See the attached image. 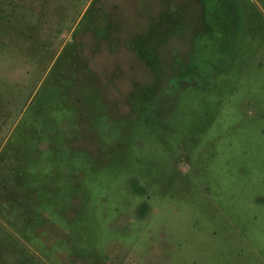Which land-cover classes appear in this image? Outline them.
<instances>
[{"label": "rangeland", "instance_id": "obj_1", "mask_svg": "<svg viewBox=\"0 0 264 264\" xmlns=\"http://www.w3.org/2000/svg\"><path fill=\"white\" fill-rule=\"evenodd\" d=\"M5 151L0 264H264V0H0Z\"/></svg>", "mask_w": 264, "mask_h": 264}, {"label": "trees", "instance_id": "obj_2", "mask_svg": "<svg viewBox=\"0 0 264 264\" xmlns=\"http://www.w3.org/2000/svg\"><path fill=\"white\" fill-rule=\"evenodd\" d=\"M142 45L145 46L144 43H142ZM140 50V56H142L141 52L143 53L144 49L141 48ZM136 95L140 96V91L134 94V96ZM134 111L135 113H137V115L140 116V112L137 108L134 107ZM29 145L30 144L24 145L27 153L26 155L24 154L23 157L21 156L20 151L17 148L11 146L10 150L13 151L14 155L10 158L11 160L12 158H14L15 161L13 160L11 164L9 162V167L13 175L15 176L16 181L18 182L17 187H19V189L27 194L25 195L26 199L24 198V194L21 196V203H18L17 206H20V208L24 211L26 210V215L28 216L27 222H33L34 220L32 216L35 215L37 210H44L49 212V210H47V203L50 199L46 200L45 194L43 192L45 189L49 188L51 181L47 176L48 168H45V166L42 170L39 168L38 159H40V154L35 153L32 147ZM4 153L6 154V151L0 155V166L6 161ZM18 160L22 161L17 163ZM31 160L32 162H30ZM75 165L76 163H73L72 165L69 164V166L67 165V167L69 168V173H71L72 168L74 169L76 167ZM69 173L63 175L66 176L69 175ZM70 194L74 195L75 192ZM37 219L40 220V216H38Z\"/></svg>", "mask_w": 264, "mask_h": 264}]
</instances>
